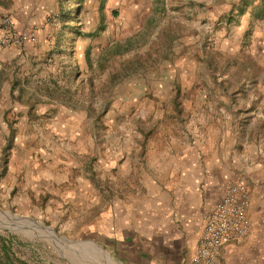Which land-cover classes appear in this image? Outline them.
I'll return each mask as SVG.
<instances>
[{
    "label": "rangeland",
    "instance_id": "obj_1",
    "mask_svg": "<svg viewBox=\"0 0 264 264\" xmlns=\"http://www.w3.org/2000/svg\"><path fill=\"white\" fill-rule=\"evenodd\" d=\"M236 1L55 0L50 34L20 71L35 125L28 142L49 151L60 146L64 157L90 151L84 175L104 177L116 168L104 169L100 156L115 154L131 136L139 147L137 167L150 171V143L179 141L181 129L209 120L210 109L238 107L237 97L264 96V0L247 7L246 23ZM30 29L35 36L23 44H0L24 48L36 37ZM41 104L55 110L52 118L34 114ZM258 105L264 109V101ZM2 201L1 213L19 217H0V248L4 237L11 252L37 255L44 264L58 255L83 263L82 247L70 240L85 239L74 237L80 218L64 215V228L54 230Z\"/></svg>",
    "mask_w": 264,
    "mask_h": 264
},
{
    "label": "crops",
    "instance_id": "obj_2",
    "mask_svg": "<svg viewBox=\"0 0 264 264\" xmlns=\"http://www.w3.org/2000/svg\"><path fill=\"white\" fill-rule=\"evenodd\" d=\"M54 1L0 0V15H10L18 29H36V37L24 48L0 44L1 203L49 221L54 230L64 228L59 224L64 215L80 218L81 224L73 227L81 231L74 237L94 243L70 239L82 247V264H178L195 253L206 214L223 200L226 187L243 181L252 197L250 231L223 247L220 264H264V109L258 105L264 96L237 97L238 107L210 109L209 120L181 129L184 137L179 141L156 147L150 143V171L137 167L139 147L131 136L116 146L115 154L100 156V166L116 168V174L104 177H91L87 171L84 175L90 151L80 148L67 159L60 146L49 151L28 142L26 135L35 125L28 121L31 98L24 93L20 71L50 34L48 15ZM252 3L255 0H238L235 5L243 23ZM195 101L198 107L197 97ZM36 110L34 114L45 119L55 111L43 104ZM82 130L87 133L86 127ZM81 152L88 158L80 161ZM74 260L58 255L45 264ZM0 264L44 262L37 255L11 252L3 237Z\"/></svg>",
    "mask_w": 264,
    "mask_h": 264
},
{
    "label": "built area",
    "instance_id": "obj_3",
    "mask_svg": "<svg viewBox=\"0 0 264 264\" xmlns=\"http://www.w3.org/2000/svg\"><path fill=\"white\" fill-rule=\"evenodd\" d=\"M34 36L33 29H18L10 15H0V43L17 46ZM251 202L248 186L243 181L231 182L223 200L208 210L195 253L178 264H220L223 247L249 233Z\"/></svg>",
    "mask_w": 264,
    "mask_h": 264
},
{
    "label": "bare ground",
    "instance_id": "obj_4",
    "mask_svg": "<svg viewBox=\"0 0 264 264\" xmlns=\"http://www.w3.org/2000/svg\"><path fill=\"white\" fill-rule=\"evenodd\" d=\"M0 217H2V218H6V217H8L9 219H11V217H15V218H17L18 219V217L19 216H12V215H8L7 213H1L0 212ZM21 218V217H20ZM36 225H37V227L39 228V229H42V230H46L50 235H52V236H54L55 235V232H54V230L52 229V228H46L44 225H42L41 223H36ZM85 248H87V249H91V250H94L96 253H99V254H101L102 253V251L100 250V249H98L97 247H88V246H85Z\"/></svg>",
    "mask_w": 264,
    "mask_h": 264
},
{
    "label": "trees",
    "instance_id": "obj_5",
    "mask_svg": "<svg viewBox=\"0 0 264 264\" xmlns=\"http://www.w3.org/2000/svg\"><path fill=\"white\" fill-rule=\"evenodd\" d=\"M244 5H240L239 7H238V10H239V12H243L244 11ZM229 17H231V16H229ZM231 20V19H230Z\"/></svg>",
    "mask_w": 264,
    "mask_h": 264
}]
</instances>
